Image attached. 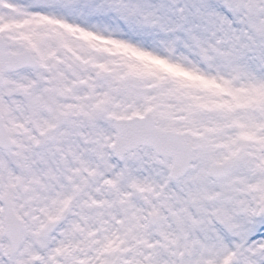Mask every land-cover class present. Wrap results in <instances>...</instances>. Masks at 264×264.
Returning <instances> with one entry per match:
<instances>
[{
  "label": "snow or ice",
  "instance_id": "snow-or-ice-1",
  "mask_svg": "<svg viewBox=\"0 0 264 264\" xmlns=\"http://www.w3.org/2000/svg\"><path fill=\"white\" fill-rule=\"evenodd\" d=\"M0 264H264V0H0Z\"/></svg>",
  "mask_w": 264,
  "mask_h": 264
}]
</instances>
